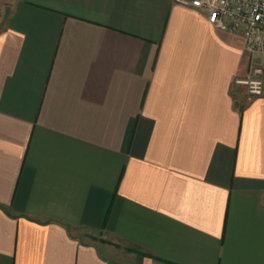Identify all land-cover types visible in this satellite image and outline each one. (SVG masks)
<instances>
[{
    "label": "crops",
    "instance_id": "crops-1",
    "mask_svg": "<svg viewBox=\"0 0 264 264\" xmlns=\"http://www.w3.org/2000/svg\"><path fill=\"white\" fill-rule=\"evenodd\" d=\"M251 60L176 0H0V264H264Z\"/></svg>",
    "mask_w": 264,
    "mask_h": 264
},
{
    "label": "built area",
    "instance_id": "built-area-1",
    "mask_svg": "<svg viewBox=\"0 0 264 264\" xmlns=\"http://www.w3.org/2000/svg\"><path fill=\"white\" fill-rule=\"evenodd\" d=\"M206 13L217 27L243 37L247 49L264 55V0H176ZM238 83L247 87L248 98L264 94V65H252Z\"/></svg>",
    "mask_w": 264,
    "mask_h": 264
},
{
    "label": "rangeland",
    "instance_id": "rangeland-1",
    "mask_svg": "<svg viewBox=\"0 0 264 264\" xmlns=\"http://www.w3.org/2000/svg\"><path fill=\"white\" fill-rule=\"evenodd\" d=\"M247 48V47H246ZM248 50V49H247ZM249 51V50H248ZM250 52V51H249ZM251 53V52H250ZM249 69L252 65H256V66H262L264 65V55L261 53H257L256 52V60H251V62L249 61ZM245 85V84H244Z\"/></svg>",
    "mask_w": 264,
    "mask_h": 264
}]
</instances>
